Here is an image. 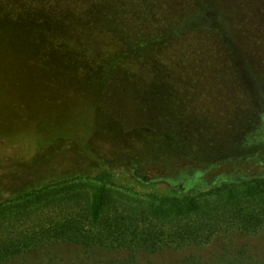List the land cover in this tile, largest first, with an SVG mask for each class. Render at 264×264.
Returning <instances> with one entry per match:
<instances>
[{
    "label": "rangeland",
    "instance_id": "374dc122",
    "mask_svg": "<svg viewBox=\"0 0 264 264\" xmlns=\"http://www.w3.org/2000/svg\"><path fill=\"white\" fill-rule=\"evenodd\" d=\"M102 171L120 210L264 184V0H0V220L19 195L99 186ZM230 241L259 259L264 226L133 257L57 243L0 264L207 262Z\"/></svg>",
    "mask_w": 264,
    "mask_h": 264
},
{
    "label": "trees",
    "instance_id": "16d2710c",
    "mask_svg": "<svg viewBox=\"0 0 264 264\" xmlns=\"http://www.w3.org/2000/svg\"><path fill=\"white\" fill-rule=\"evenodd\" d=\"M94 180L102 184H55L17 196L23 199L17 202L20 210L0 220V263L57 243L125 248L133 257L164 246L199 247L232 229L254 234L264 226V184L256 178L237 187L223 184L211 199L149 194L136 211L121 203L120 210L111 198L107 186L116 182L110 172L102 171ZM175 264H264V254L255 259L246 243L230 241L219 246L213 261L190 253Z\"/></svg>",
    "mask_w": 264,
    "mask_h": 264
}]
</instances>
